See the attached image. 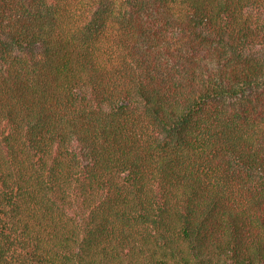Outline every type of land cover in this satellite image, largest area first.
Here are the masks:
<instances>
[{
  "label": "trees",
  "instance_id": "16d2710c",
  "mask_svg": "<svg viewBox=\"0 0 264 264\" xmlns=\"http://www.w3.org/2000/svg\"><path fill=\"white\" fill-rule=\"evenodd\" d=\"M0 264H264V0H0Z\"/></svg>",
  "mask_w": 264,
  "mask_h": 264
}]
</instances>
